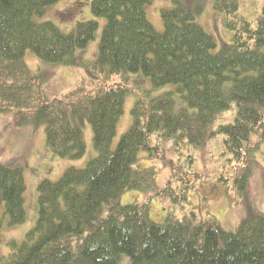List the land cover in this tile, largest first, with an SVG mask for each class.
<instances>
[{
  "label": "trees",
  "instance_id": "obj_1",
  "mask_svg": "<svg viewBox=\"0 0 264 264\" xmlns=\"http://www.w3.org/2000/svg\"><path fill=\"white\" fill-rule=\"evenodd\" d=\"M60 1L0 0V113L20 117L17 127L42 125L55 160L85 157L88 124L96 156L39 184L36 224L22 242L9 243L0 264H264V214L235 232L211 215L180 216L193 187L177 167L181 146L202 149L224 136L225 155L235 168L243 164L235 182L244 193L264 142V6L254 25L238 15V0H209L233 33L218 48L182 1L162 11V33L148 19L153 0H93L95 19L68 33L38 21ZM97 19H104L98 57L84 61L78 51L94 41ZM28 52L50 67L85 69L87 86L51 99L49 75L27 66ZM114 78L120 83L105 88ZM129 97L132 124L114 146ZM233 105L234 122L215 128ZM168 145L179 153L175 160L165 156ZM150 158L171 169L163 187L161 170L141 165ZM26 191L23 165L0 161V253L9 251L6 232L27 220ZM130 191L148 199L123 205ZM154 198L176 203L168 202L161 222L152 218Z\"/></svg>",
  "mask_w": 264,
  "mask_h": 264
},
{
  "label": "rangeland",
  "instance_id": "obj_2",
  "mask_svg": "<svg viewBox=\"0 0 264 264\" xmlns=\"http://www.w3.org/2000/svg\"><path fill=\"white\" fill-rule=\"evenodd\" d=\"M93 0H61L48 9L39 22H52L63 32L68 33L74 29L77 23L95 19L91 11ZM189 5L196 16V22L202 26L209 34L213 33L217 38L218 48L223 42H230L233 33L224 26L222 20H216L209 0H178ZM177 0H153L152 5L147 8L148 19L154 28L162 33L164 24L161 13L165 9L174 7ZM238 15L244 17L250 23L257 24L264 6V0H238ZM99 23L96 37L87 48L78 51V56L84 61H93L98 57L100 36L103 31L104 19H97ZM65 30V31H64ZM222 39V40H221ZM221 40V41H220ZM27 66L32 71L43 69L48 73L44 90L51 99H62L64 96L76 91L80 87L87 86L89 75L83 68L57 66L50 67L44 64L35 54L28 52L25 57ZM120 79L114 78L105 85V88L115 87L120 83ZM132 79L131 86L136 83ZM100 85V84H99ZM97 85V86H99ZM95 88V86H90ZM92 90V89H90ZM135 100L129 97L125 104V113L118 126V135L114 141L117 145L121 136L127 132L132 124L131 110ZM236 115V105L231 110L223 113L215 122V128L233 123ZM14 113H0V161H15L24 167L27 191L25 194V209L27 213L26 222L11 232H6L5 244H8V253H0L2 256L8 255L11 251L9 243L19 244L25 239L26 234L31 231L37 220L38 210V186L47 180L57 182L67 168H83L86 163L96 156L93 147V131L86 124L84 129L85 142L87 147L86 155L83 159L55 160V157L46 147L45 128L28 126L17 127ZM18 120L20 117H16ZM224 136L218 135L208 141L202 149L183 145L180 156L181 161L177 162L180 172L184 173L193 189L188 193V200L183 202L184 212H194L199 219L206 220L209 215L215 217L222 228L229 232H235L244 221L253 219L255 216L264 214V142L255 154L256 164L253 174L250 176L244 193L239 192V187L235 182L237 175H241L243 164L231 162L232 157L225 155ZM251 143L257 141L256 136H252ZM173 145V144H171ZM165 156L170 160H175L179 153H174L172 147H166ZM171 151V152H169ZM171 157V158H170ZM173 158V159H172ZM142 166H154L161 170L158 176V184L163 187L166 180L172 174L170 168H166L162 161L147 159L142 161ZM201 177V178H200ZM196 191V192H194ZM148 195L137 191L125 193L121 198L123 205L132 202H144ZM169 203L175 205L171 199L154 198L152 201V218L156 222H161L167 216ZM174 204H173V203ZM176 206V205H175ZM166 208V209H165ZM180 208L178 207V211Z\"/></svg>",
  "mask_w": 264,
  "mask_h": 264
}]
</instances>
